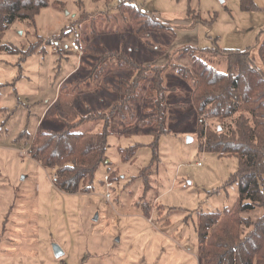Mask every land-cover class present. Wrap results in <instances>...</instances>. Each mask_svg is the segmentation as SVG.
I'll list each match as a JSON object with an SVG mask.
<instances>
[{"label": "rangeland", "instance_id": "obj_1", "mask_svg": "<svg viewBox=\"0 0 264 264\" xmlns=\"http://www.w3.org/2000/svg\"><path fill=\"white\" fill-rule=\"evenodd\" d=\"M61 1L63 8L49 5L33 21L15 19L0 35V46L13 44L27 51L36 44L37 49L21 59L22 52L0 48V106L9 109L0 127V264H203L197 212L222 211L234 204L237 185L225 181L237 169L238 158L199 148V119L190 105L189 79L171 68L164 72L165 132L157 140L158 160L148 173L141 170L153 157L152 135L125 136L124 122L117 118L109 117L105 158L86 193L60 191L52 180L54 171L26 153V136L39 124L63 127L56 101L49 103L70 75L71 82L86 77L69 92L84 89L90 111L100 116L75 129H101L115 102L112 88L125 71L114 57L101 61L99 55L87 53L84 42L100 53L121 50L138 62L156 65L170 57L188 65L187 57L173 55L185 45L247 50L264 72L257 51L264 38V0H253L248 10L240 7V0H134L170 26L139 34L118 13L119 0ZM188 7L199 16L194 24ZM73 40L77 50L71 46ZM206 61L226 70L218 58ZM104 79L107 88L97 92ZM80 106L82 113L89 111ZM216 124L213 118L205 120L210 128ZM136 142L141 144L134 159L123 160L120 148ZM144 177L151 185L146 191ZM146 200L147 215L142 210ZM262 213V208H255L250 215L254 220ZM54 244L61 249L58 256Z\"/></svg>", "mask_w": 264, "mask_h": 264}, {"label": "trees", "instance_id": "obj_2", "mask_svg": "<svg viewBox=\"0 0 264 264\" xmlns=\"http://www.w3.org/2000/svg\"><path fill=\"white\" fill-rule=\"evenodd\" d=\"M49 5L57 9L64 6L61 0H0V35L15 19L33 21L39 11ZM253 5V0H240L243 10L251 9ZM116 8L136 34L170 27L159 20L155 12L142 9L134 0H119ZM187 15L192 19V24L199 19L190 7ZM76 41L80 43V39ZM83 44L87 53L99 55L101 61L116 58L119 67L116 66L125 71L124 76L117 78L118 86L112 88L116 93L114 105L109 114L104 115L101 129H75L100 116L90 111L84 89L69 92L72 85L79 86L86 77L71 82L69 78L72 76H68L66 81L71 83L68 85L64 81L61 84L54 105L64 121L63 127L51 129L39 124L32 134L27 133L29 143H26V153L43 167L54 171L52 180L60 191L90 192L95 173L105 158L106 140L110 133L109 117H112L124 122L121 134L125 136L152 135L153 157L150 164L141 170L142 174L148 173L158 160L157 140L165 132L164 72L171 68L182 79L192 82L190 105L198 114L199 148L219 155H236L238 158L237 169L225 181V185H237L234 204L222 211L197 212L196 233L202 262L264 264V72L255 65L249 51L185 45L174 50L173 55L187 57L188 65L173 61V57L162 65H156L138 62L128 52L106 50L100 53L94 44ZM35 45H30L27 51H21L13 44L1 45L0 48L11 53L20 51L21 59H24L25 55L37 50ZM257 51L264 64V38ZM207 57L224 61L226 70L216 69L206 61ZM147 72H151L152 76L146 77ZM100 85L97 92L107 88L106 79ZM81 104L89 110L87 113L81 112ZM7 112V107L0 106V127L9 116ZM208 118L217 121L216 127L205 126ZM22 134L20 132L18 137H22ZM140 144L136 142L120 148L122 159L133 160ZM113 174L111 172L110 177ZM144 181L146 191L147 185H151L146 177ZM143 203L142 210L147 215L150 212L148 200ZM255 208H262L263 213L253 220L250 213Z\"/></svg>", "mask_w": 264, "mask_h": 264}, {"label": "built area", "instance_id": "obj_3", "mask_svg": "<svg viewBox=\"0 0 264 264\" xmlns=\"http://www.w3.org/2000/svg\"><path fill=\"white\" fill-rule=\"evenodd\" d=\"M71 46H72L74 49H76V50L78 49V45H77V43H76L74 40L71 41ZM104 181L106 182L107 185L110 184V182L108 181V176H107V175L104 176ZM106 197H107V198L109 197V193L106 194Z\"/></svg>", "mask_w": 264, "mask_h": 264}, {"label": "crops", "instance_id": "obj_4", "mask_svg": "<svg viewBox=\"0 0 264 264\" xmlns=\"http://www.w3.org/2000/svg\"><path fill=\"white\" fill-rule=\"evenodd\" d=\"M75 41V40H74ZM77 42V41H76ZM78 43V42H77ZM138 50V49H137ZM76 54H78V51H76ZM78 68V67H77ZM77 68L74 69L77 70ZM59 92V91H58ZM58 92L53 96V98L50 100L51 102L49 103V105L51 106L55 101H56V97L58 95ZM89 103L93 104L94 102L92 100H89ZM89 105V104H88ZM91 105H89L90 107Z\"/></svg>", "mask_w": 264, "mask_h": 264}, {"label": "water", "instance_id": "obj_5", "mask_svg": "<svg viewBox=\"0 0 264 264\" xmlns=\"http://www.w3.org/2000/svg\"><path fill=\"white\" fill-rule=\"evenodd\" d=\"M54 251H55L56 256H58L62 253L60 247L56 244H54Z\"/></svg>", "mask_w": 264, "mask_h": 264}]
</instances>
